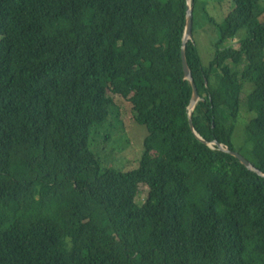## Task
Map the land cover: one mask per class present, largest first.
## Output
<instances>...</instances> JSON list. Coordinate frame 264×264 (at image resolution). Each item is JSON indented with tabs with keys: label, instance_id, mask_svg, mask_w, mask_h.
<instances>
[{
	"label": "trees",
	"instance_id": "obj_1",
	"mask_svg": "<svg viewBox=\"0 0 264 264\" xmlns=\"http://www.w3.org/2000/svg\"><path fill=\"white\" fill-rule=\"evenodd\" d=\"M213 2L193 130L187 0H0V264H264V177L213 145L264 174V0ZM115 96L147 128L128 170L93 148Z\"/></svg>",
	"mask_w": 264,
	"mask_h": 264
},
{
	"label": "rangeland",
	"instance_id": "obj_2",
	"mask_svg": "<svg viewBox=\"0 0 264 264\" xmlns=\"http://www.w3.org/2000/svg\"><path fill=\"white\" fill-rule=\"evenodd\" d=\"M203 1L205 2V4H208V2H212L215 5H218V2H213V0ZM217 10L220 12L219 8H217ZM204 25L205 27L203 29H200V26L198 28L199 31L195 30L193 39L196 40L199 51L203 58V63L205 66H207L210 61H208L207 58H209L211 55V51L209 48L213 47L212 39L215 40V37L211 31L205 30L209 28V23L206 22L204 23ZM208 32H210L211 35H209ZM115 105L117 107V114L114 115L115 119H111V122L113 123L115 128L114 138L110 141H105L103 138H101L100 135H96L93 142V148L103 164L107 166L110 164H114L113 167L116 169L128 170L131 167H124L122 165H129L133 161V159L137 157L136 153H138V150L141 149L142 141L147 134V128L145 125H141L134 121L132 115V105L126 99L115 96ZM251 117V114L243 113L240 119V123L236 131V138L239 142L244 140V125L246 121L251 119ZM235 142L237 143V141ZM93 148L91 145L92 150ZM146 198L147 190L146 188H144L139 193L136 201L138 202V204H143Z\"/></svg>",
	"mask_w": 264,
	"mask_h": 264
},
{
	"label": "water",
	"instance_id": "obj_3",
	"mask_svg": "<svg viewBox=\"0 0 264 264\" xmlns=\"http://www.w3.org/2000/svg\"><path fill=\"white\" fill-rule=\"evenodd\" d=\"M191 2H192L191 0H187L188 11H187V16H186V20H187L186 28H185L184 38H183L182 59H183L185 78L191 83L192 88H193V96H192V100H191L190 107H189V110H190L189 121H190L191 129L194 130V127L192 125L191 116H192V111L195 109L198 101L200 100V95L198 93L197 87H196L195 82H194L193 77H192V73L189 69V66L187 64V60L185 57V47L189 41H193V7H192ZM190 4H191V6H190ZM194 134L197 137V139H199L202 143L212 145V144L204 141L196 132H194ZM213 145H215L216 147H218L220 150H222L224 152L231 153L232 155L237 157L248 169H250L251 171L256 172L258 175L264 177V174L261 171H259L257 168H255L252 165V163H250L242 155H240L236 152H231L227 147H225L224 145H222L216 141L213 142Z\"/></svg>",
	"mask_w": 264,
	"mask_h": 264
},
{
	"label": "bare ground",
	"instance_id": "obj_4",
	"mask_svg": "<svg viewBox=\"0 0 264 264\" xmlns=\"http://www.w3.org/2000/svg\"><path fill=\"white\" fill-rule=\"evenodd\" d=\"M192 1V0H191ZM190 6H191V4H190ZM242 163V162H241ZM243 164V163H242ZM244 165V164H243ZM245 166V165H244Z\"/></svg>",
	"mask_w": 264,
	"mask_h": 264
}]
</instances>
